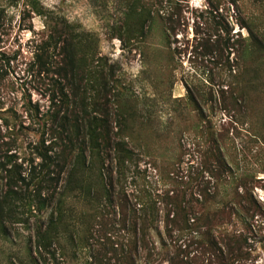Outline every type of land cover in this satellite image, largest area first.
Listing matches in <instances>:
<instances>
[{
  "label": "rangeland",
  "instance_id": "obj_1",
  "mask_svg": "<svg viewBox=\"0 0 264 264\" xmlns=\"http://www.w3.org/2000/svg\"><path fill=\"white\" fill-rule=\"evenodd\" d=\"M156 1L0 0V160L14 152L25 173L31 159L41 160L35 145L62 150L65 112L107 117L115 138L136 153L137 171L133 162L120 182L128 199L138 207L157 200L151 234L159 246L163 202L201 199L202 179H210L216 203L236 208L235 194H250L264 212V0H183L169 42ZM209 126L224 160L215 179L193 152L209 148ZM75 197L68 200L78 212L84 203ZM227 214L194 230L201 246L189 247L190 264H264V230L250 232ZM33 220L7 235L0 230V264L27 256ZM223 235L233 240L229 248ZM85 256L73 261L87 264Z\"/></svg>",
  "mask_w": 264,
  "mask_h": 264
},
{
  "label": "trees",
  "instance_id": "obj_2",
  "mask_svg": "<svg viewBox=\"0 0 264 264\" xmlns=\"http://www.w3.org/2000/svg\"><path fill=\"white\" fill-rule=\"evenodd\" d=\"M181 1H156L157 18L166 42L178 26ZM147 16L153 18L150 10ZM192 102L195 110L203 115L198 102L193 98ZM67 112L62 117V137L58 136L62 140V150L49 154L44 151L45 146L35 145L34 150L41 160L35 163L31 159L25 173L23 162L17 160L14 152L4 154V160H0V230L7 235L9 229L15 230L17 225L28 227L30 217H34L33 232L26 236L28 254L13 256L11 264H75L73 260L79 253L86 255L87 264H139V259H143V264H162L165 260L168 264H190L187 261L189 247L192 244L201 246L194 230L200 231L202 226L211 228L218 218L228 217V209L250 232L264 230V212L250 194L239 198L238 193L235 194L236 208L223 201L216 203V191L207 190L210 179H202L203 183H197L201 199L192 196V199L173 198L163 202L165 224L163 231L156 230L159 238V246H156L151 228L158 219L157 200L146 198L138 207L120 185L133 162V171H137V162L132 159V154L136 153L127 148V142L115 138L107 117L77 120L78 117H70ZM96 120L101 131L97 130ZM50 130L54 131L52 127ZM212 132L209 126V148H194L193 152L200 153L204 171L215 179L213 175H219L218 168L224 160ZM9 140L5 153L14 143ZM61 175L62 183L58 180ZM75 195L81 196L84 203L78 212L71 210L68 200ZM191 202L205 210L198 213ZM48 208L43 220L40 214ZM190 212L194 219L191 223ZM223 239L226 248L227 241H233L226 235ZM211 240L210 244L216 243L214 235Z\"/></svg>",
  "mask_w": 264,
  "mask_h": 264
}]
</instances>
